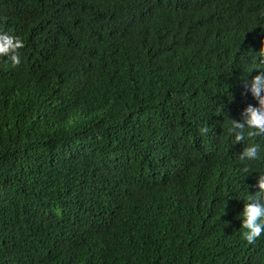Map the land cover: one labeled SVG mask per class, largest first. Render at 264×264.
<instances>
[{
	"label": "trees",
	"instance_id": "trees-1",
	"mask_svg": "<svg viewBox=\"0 0 264 264\" xmlns=\"http://www.w3.org/2000/svg\"><path fill=\"white\" fill-rule=\"evenodd\" d=\"M0 29L24 41L0 57V264H264L240 237L264 152L228 132L264 0H0Z\"/></svg>",
	"mask_w": 264,
	"mask_h": 264
},
{
	"label": "clouds",
	"instance_id": "clouds-1",
	"mask_svg": "<svg viewBox=\"0 0 264 264\" xmlns=\"http://www.w3.org/2000/svg\"><path fill=\"white\" fill-rule=\"evenodd\" d=\"M23 47L24 41L19 35L0 29V57L5 58L11 66L21 63L20 49ZM245 89L246 92L242 94L250 92L256 104L247 103L240 111V119L232 118L229 121L228 132L236 143L246 139L249 141L239 152V159L251 162L260 159L264 152L259 140H254L264 137V69H260L250 81H245ZM199 131L203 134L208 129L201 127ZM249 169L250 164L245 163L242 171L248 172ZM255 180L253 187L257 190L248 194L242 209L240 237L248 243H252L264 233V173L257 174Z\"/></svg>",
	"mask_w": 264,
	"mask_h": 264
}]
</instances>
